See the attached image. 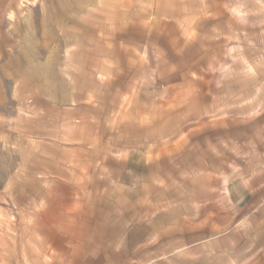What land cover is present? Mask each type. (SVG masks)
<instances>
[{"label":"crops","instance_id":"crops-1","mask_svg":"<svg viewBox=\"0 0 264 264\" xmlns=\"http://www.w3.org/2000/svg\"><path fill=\"white\" fill-rule=\"evenodd\" d=\"M67 3L104 39L79 50L75 72L63 57V74L46 81L52 147L78 152L47 164L77 173L45 191L29 238H0V264H264L261 18L237 30L230 0ZM248 35L255 62H231L232 39ZM122 106L158 122L154 141L111 139ZM72 114L100 127L70 137ZM92 134L101 137L87 142Z\"/></svg>","mask_w":264,"mask_h":264},{"label":"rangeland","instance_id":"rangeland-1","mask_svg":"<svg viewBox=\"0 0 264 264\" xmlns=\"http://www.w3.org/2000/svg\"><path fill=\"white\" fill-rule=\"evenodd\" d=\"M230 1L235 5L226 7L228 13L242 18L235 24L237 30L252 25L247 22L251 16L261 18L256 24L262 25L264 44V0ZM67 2L0 0V238L4 240L29 238L30 219H44L48 201L45 191L51 187L66 189L61 182L63 176L77 173L76 167L70 171L47 164L46 159L50 156L74 159L78 152L69 151L68 156L67 152L52 147V128L56 142L58 115L49 111L46 103V81L63 74L60 66L63 57L73 64L69 67L70 72H75V64L81 57L79 50L102 46L104 39L95 38L90 24L72 14ZM232 42L241 45L237 51L240 56L234 54L231 62L243 58L246 62H255L252 37H234ZM64 72L69 74L67 70ZM135 105L138 109V104ZM131 109L122 106L112 115L111 124H107L111 127V139L117 143L154 141L156 129L151 131L150 127L156 128L158 122L140 117L135 106L133 111ZM66 120L70 137L79 128L100 127V120H79L73 114ZM70 137L67 138L71 140ZM86 137L87 142H94L101 136ZM49 176L55 177V183L48 180ZM233 186L242 192L239 185ZM35 195L37 199H33ZM39 237L44 239V232Z\"/></svg>","mask_w":264,"mask_h":264}]
</instances>
